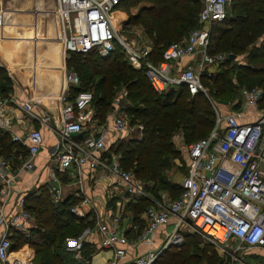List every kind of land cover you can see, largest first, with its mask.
<instances>
[{
	"label": "built area",
	"instance_id": "built-area-1",
	"mask_svg": "<svg viewBox=\"0 0 264 264\" xmlns=\"http://www.w3.org/2000/svg\"><path fill=\"white\" fill-rule=\"evenodd\" d=\"M121 1L54 0L53 15L63 50L87 53L96 49L105 54L118 45L130 65L144 69L156 92L182 83L190 95L206 93L202 76L213 75L227 57L223 52L211 51L210 27L226 18L231 0H202L198 25L184 37L169 42L158 61L152 60L149 44L132 41L119 31L113 15ZM183 57H189L190 61L180 64ZM64 78L66 86L79 83L73 69H68ZM240 98L237 109L223 112L216 108L209 133L187 143V169L180 180L181 191L174 199L165 193L160 198L152 196L131 170L120 165L118 156L108 150L107 133L111 130L127 131L131 137L141 138L143 124L138 120L129 122L116 107L103 122H98L91 90L79 89L73 93L68 86L64 87L58 97L56 114L48 110L40 112L31 98L21 101L19 106L28 117L57 135L49 182L53 203L64 199L56 172L71 173L76 177L74 182L80 184L85 167L88 173L98 172L112 178L110 184L122 189L126 198L150 199L144 210L142 231L135 239H128L127 227L121 224L122 208L106 213L97 211L92 198L79 185V198L70 205V211L77 217L94 211L93 230L100 236V245L112 251L108 264H151L167 247L182 244L186 230L225 245L223 253L242 262L240 253L246 248L264 249V108L260 107L259 86L241 87ZM11 121L0 101V127L11 131ZM10 139L27 148L28 156L18 170H32L34 157L44 141L42 130L30 127L11 131ZM18 170L0 156V262L36 264L21 248V253L12 254L10 232L29 234L34 218L24 206L25 191L19 184ZM155 232L160 235L157 246H154ZM82 238L80 233L67 240L76 256H81ZM138 241L148 247L142 252L131 251L129 248ZM228 243L234 244L232 249L227 248Z\"/></svg>",
	"mask_w": 264,
	"mask_h": 264
},
{
	"label": "trees",
	"instance_id": "trees-1",
	"mask_svg": "<svg viewBox=\"0 0 264 264\" xmlns=\"http://www.w3.org/2000/svg\"><path fill=\"white\" fill-rule=\"evenodd\" d=\"M139 3L142 4L138 6L136 12L129 14L127 22L141 25L143 33L153 47L150 56L153 61H158L163 48L169 42L184 37L197 26V14L202 0H122L119 7L129 11L131 7ZM230 9L232 16L229 18V25L216 29V35H213L215 39L211 41V51L223 52L227 57L220 62L213 75L202 76V82L205 87L211 82L212 95L218 99H224L234 94L236 89L238 91L235 95L240 96L241 87L254 86L241 84L242 79L259 74L258 83L263 85L260 107L264 108V104H261L264 99V66L236 62L233 68L232 66L229 68V63L234 60L228 57L231 53L237 55L234 50H247L248 43L253 46L247 50L246 58L256 60L258 57H264V0H232ZM159 44L161 47L155 49ZM69 53L72 55L66 61L67 65L72 67L70 69L81 72L80 82L76 85L71 84L69 91L74 93L79 89L91 90L90 88L94 87L96 94L91 91L96 117L103 118V111L115 88L122 85L127 93L131 94L133 106H128L129 111L132 112L134 121L142 122L143 134L141 138L131 137L125 143L120 165L131 170L137 181L151 179L157 186L170 189L171 193L168 195L171 199L176 198L181 191V186L179 184L176 187L171 184L165 176L164 170L169 168V161L165 156L175 155L178 151L173 138L176 132L181 131L185 140L190 142L207 135L212 128L214 112L203 92L190 95L182 83L163 92H156L150 85L144 69L130 65L118 45H115V48L107 55L100 56L91 51L83 60H80L81 52ZM92 60L94 64H91ZM232 69L236 71L235 77L228 75V71ZM83 72L86 74L83 75ZM95 76L97 78L91 87L90 84ZM0 79L8 80L6 75L1 74ZM26 153L25 146L12 141L8 132L0 130V156L7 160L13 158L17 162L18 155ZM35 194L36 191L31 190L24 196V206L33 214L35 223L30 226L29 234L17 232L12 237V248H18L22 243L34 245L33 257L37 264H90L93 247L89 241L85 240L87 238L83 237L81 241V250L87 262L72 257L74 250L72 245L67 243V238H75L83 230L94 225L93 211L83 217L75 216L70 211V205L77 198L54 203L55 205L50 203L45 186H41L37 195ZM132 201V204L128 203L129 208L135 210L132 222L137 224L140 220L142 223H139L136 229H126L128 239H133L142 231L144 221L138 214L143 212L151 202L145 196L132 198ZM12 232L16 231L12 230L10 234ZM190 233V230L184 232L186 239L181 244L183 248L180 251L171 250L169 264H189L191 258L194 259L193 254H186L181 260L176 259L186 252L187 239L190 238L191 241L196 239ZM98 242L100 245L99 234ZM166 252L168 250L164 249L151 264H164L158 261ZM70 258L75 259V263Z\"/></svg>",
	"mask_w": 264,
	"mask_h": 264
},
{
	"label": "crops",
	"instance_id": "crops-1",
	"mask_svg": "<svg viewBox=\"0 0 264 264\" xmlns=\"http://www.w3.org/2000/svg\"><path fill=\"white\" fill-rule=\"evenodd\" d=\"M22 1L23 2H18L17 5L9 4L8 6L16 7V8L22 7V11H20L21 9H18L19 10L18 12L21 15L20 17L23 19L33 18L32 19L33 21L31 20L29 24H27L31 26V29H25L24 31H20V32L16 31V33H18L19 34L18 36L20 37H26V38L36 37L37 39L42 38V36L41 37L38 36V34H40V31H38V26L41 23H43L45 19L43 8H45L47 5L50 4L54 10V5H55L54 0H51L48 3L44 1L42 3L43 6L41 5L39 1H36V0H22ZM1 6L2 4H0V7ZM38 7L40 9L39 13L41 12V14L38 13V9H37ZM6 10L5 9L0 10L1 11L0 30L2 31V32L0 31V34L1 33L4 34L6 32V29L7 31L10 32V29L12 30L14 28L12 26H9L8 24H14V25L16 24V21H14V19H11V23H9L10 17H8V15H4ZM11 10L12 9H9V11ZM12 11L14 12V9ZM118 13H120V10L119 9L115 10L114 14H118ZM2 15L4 16V18L2 17ZM123 19H121V21H123ZM6 21L8 24H6ZM26 23H22V24L25 25ZM22 24L20 23V25ZM41 32H43L44 35L45 34L48 35L47 37L44 36L43 38L50 39L51 36L48 34L50 33L48 28L43 29ZM5 35L7 36L6 33ZM1 39L2 37H0V66L2 67L3 74L7 76L9 80V84L7 86L8 87L7 89L3 88L2 85H0V101L3 102L4 108L6 109V112L8 113V115L12 117V121H11L12 130L11 131L20 132L26 128L38 127L42 130L43 135H44L43 144L40 147L36 156L34 157L35 166L32 170H25V169L18 170L21 163L27 158L28 156L27 153L25 155L19 154L17 162L13 158L11 159L12 162L11 161L9 162L13 169L18 170V177L20 180L19 184L25 191L24 193L30 192L32 190L31 188L35 187L34 188L36 191L35 195H37L41 186H45L47 196L49 198L50 197V191H49L50 170L53 169V165H54L52 161V157H53L52 152H53L54 144L57 140V135L52 129L44 126L38 120L28 117L23 112V110L20 108L19 103L23 100H26L27 98H31L37 102L36 107L40 112L48 110L51 113L56 114L57 105L59 103L58 102L59 95L62 93L64 87L67 88L68 86V90H69V83L66 86L63 82V78L61 80L59 77L61 73L60 71H63V69L64 70L66 69L65 55L68 54L69 52H65L62 47L63 51H61V62H63V64L61 63V67H62V70H61L60 69L61 67L59 66V64L57 65V63H60V61H58V53L56 50H51L49 48L38 50L36 52L38 59L36 60L33 59L31 61H36V62L39 61L40 66L43 65L44 67L36 68L33 65H29L28 60L30 59V56L27 58H24L21 55L22 50L20 52L16 51L13 54H7L5 51H3L2 47L4 44L2 41L3 39L2 40ZM34 55L35 54L33 52V55H31V58H34ZM188 61H190L189 57H183L180 60V64H185ZM48 62H50V65H48ZM44 63H47V64H44ZM56 70L58 72V77L53 78V73ZM237 108H239V106L233 107L231 111ZM105 119L103 118L101 119L97 117L98 122H103ZM0 130H4L8 132L10 135L11 131H8L1 127H0ZM113 132L114 131L111 130L109 133H107L106 142L109 141L110 135ZM16 163H17V166H16ZM83 170L85 172L82 175L83 181L80 184L77 182H74L76 177L73 174L56 172L58 176L57 180L59 181V184L61 185L64 191V199L62 201L67 200V199L72 200L75 198H77L76 199L77 201L79 198L78 194L81 192L79 185H81L82 189L84 190V193L92 198L93 202L95 203V207L97 211L99 212L103 211L104 213H106V212L115 210L117 208L115 201L117 202L120 199V196H123L122 189H120L118 186L114 187V185L110 184L112 182V178L108 176L107 177L101 176L100 174H98V172L95 174L88 173L87 167H85ZM162 193H165V196L170 197L169 195H167V192L165 191L159 192L158 195H152L151 193L150 194L154 197L160 198L162 196ZM144 215L145 214L143 211L142 218H143V221L145 222ZM34 223H35V218H33L32 225ZM17 232L18 231L12 232L10 234L11 239H13L12 237H14V235H16ZM81 233L83 234L84 238H87L85 240L87 242L89 241L91 247H93V251L90 256V264H108V260L111 256L112 251L108 248H104L101 245H98L99 243L98 234L96 233L95 230H93V226L91 228L83 230V232ZM137 236L138 235L133 237V239H135ZM154 238H155L154 246H157L160 242V235L158 234V232H155ZM68 239L69 238H67V240ZM90 239H94L95 241L94 240L91 241ZM147 247H148L147 244H145L144 242L138 241L135 245H133L129 249L133 252H142ZM255 249L261 250L263 248L256 247ZM12 251H13L12 254H18L22 252L20 251V247L15 248V249L13 248ZM32 253H33V250L30 251L31 255ZM31 258L36 263V261L33 259L32 256ZM259 258L264 260V254L263 256ZM241 260L242 262L238 261L236 264H260L262 263L261 261H259L257 257L256 258L253 257L252 263L251 262L246 263L243 259ZM0 264H3V263L0 262Z\"/></svg>",
	"mask_w": 264,
	"mask_h": 264
},
{
	"label": "rangeland",
	"instance_id": "rangeland-1",
	"mask_svg": "<svg viewBox=\"0 0 264 264\" xmlns=\"http://www.w3.org/2000/svg\"><path fill=\"white\" fill-rule=\"evenodd\" d=\"M51 0H45V2H50ZM201 1V0H200ZM0 4H2V6L0 7L1 9H7L4 13V15H8V17H10V21L9 23H11V19H14V21H16V24H8L6 21V24H8L9 26L14 27L12 30L10 29V32L7 31L6 29V34L7 36L4 34H0V37H2V41H3V51H5L7 54H13L16 51H21L22 53L21 55L24 58H27L30 56V59L28 60L29 65H33L36 68L39 67H44L43 65L40 66L39 61H31V60H36L38 59V56L36 55V52L38 50L41 49H46L49 48L51 50H56L58 53V61H60V54H61V50L60 48H62V41L61 39L57 42V45L55 44V42L52 39H47V38H43L44 36H48L47 34H43V32L40 31V34H38V36H42V38H26V37H20L18 36L19 34L16 33V31L20 32V31H24L25 29H31V26L27 25L29 24V22L33 19L29 18V19H23L20 16V13L18 12V9H21L20 11H22V7L20 8H16V7H9V4H16L18 2H23L22 0H0ZM231 3L232 0L230 2V4L228 5V13H227V17L226 19H224L221 22H216L214 23L211 27H210V33H211V41L214 40L215 38L213 37V35H216L217 31L216 29H220L223 28L227 25H229V18L230 16H232L231 13ZM142 4V3H139ZM136 5L134 7H131L129 9V11L124 10L123 8L119 7L117 9L120 10V13L118 14H114V18L116 21H118L117 25L119 28V31H121L122 34H124L123 36L125 37V35H127L129 37V39H131L132 41H140L142 43H146L151 45L150 41L148 40V38L145 36V34L143 33V30L141 29V25L139 23H131V22H127L128 18H129V14H132L134 12H136V10H138V6L140 5ZM8 7V8H7ZM9 9H14V12L11 10L9 11ZM38 9V13L40 11L39 7ZM132 12V13H131ZM1 13V11H0ZM41 14V12L39 13ZM2 17L4 18V16L2 15ZM12 17V18H11ZM7 18V17H6ZM124 18V19H123ZM9 19V18H8ZM42 19V17H41ZM121 19H123V21H121ZM25 20V21H23ZM228 20V23H227ZM26 21L28 23H26ZM33 21V20H32ZM20 23H26L25 25H20ZM52 23V22H51ZM196 24L198 25V21L196 22ZM5 27V26H4ZM193 26H191L192 28ZM11 28V27H10ZM9 29V28H8ZM15 29V30H14ZM1 31V30H0ZM2 32V31H1ZM50 36L51 34L48 33ZM126 36V37H127ZM36 38V39H35ZM252 44L248 43L247 45V50H250L252 48ZM151 49L153 48L152 45L150 46ZM161 45L159 44L158 47H156L155 49L160 48ZM34 52V58H31V55H33ZM59 50V52H58ZM153 50V49H152ZM245 51H241L239 49L234 50V52L237 53V55H234L233 58V62L229 63V68L232 66V68L234 67L233 64H235L236 62H240L242 64H246L247 62L254 64V65H258V66H264V57H258L256 60L253 59H248L246 58V52ZM91 51H94L97 55H107V53L102 54L99 53L98 50H90L87 53H82L80 56V60H83L85 58V56H87V54ZM19 55V56H21ZM72 54L68 53L65 55V64H66V69L63 71H60V79L62 80L63 78V82L65 80L64 76L65 73L67 72L68 69L72 68L70 66L67 65V60L70 58ZM78 58V62L80 61ZM63 64V62H61ZM47 64V63H44ZM59 63H57L58 65ZM91 64L93 63V60L91 61ZM48 65H50V62H48ZM94 66V65H92ZM61 67V66H60ZM59 67V68H60ZM1 71L0 74L2 76H4L3 71H2V67L0 66ZM62 70V67L60 68ZM77 69V68H76ZM236 69V68H235ZM235 69H232L230 71H228V75L231 77H235L236 71H234ZM79 74V82L81 80V72L77 71ZM38 74V73H37ZM86 72H83V75H85ZM94 80L92 81V84H90L91 87H93L94 85V81L96 80L97 76L93 77ZM260 80V75L259 74H255L252 75L251 77H246L244 79H242V83L241 84H250V85H254V86H259L260 88H262L263 90V85L259 84L258 81ZM61 82V81H60ZM211 83V82H210ZM210 83L208 86H206V93H202L205 95V97L207 98V100L210 103V107L214 112V118H215V113H216V108H219L220 110H222L223 112H227L230 111L233 107H237L240 106V102L241 98L240 96L237 94L238 89H236L234 92V94H230L228 97L224 98V99H218L216 97H214L212 95V91L210 89ZM9 84V80H4V79H0V85H2L3 88H6ZM239 84V83H238ZM240 84V85H241ZM239 86V85H238ZM90 88V87H89ZM93 91V94H96V90L93 88H90ZM116 89V88H115ZM114 89V92L112 94V96L109 97V102L105 107V110L103 111V119L106 118V116L109 115V112L113 109V108H117L119 112L124 113L128 119L129 122L134 121V117L131 111H129V105L133 106V102H132V96L131 94L129 95V93H127V91H125V87L120 85V87H118L116 90ZM98 92V91H97ZM234 95V96H233ZM132 97V98H131ZM261 104H264V99L262 100ZM94 107V106H93ZM95 109V107H94ZM131 138V134L127 131L124 132H113L110 135L109 141L107 142L108 144V149L110 151H112L115 155L118 156L119 160L121 161V158L123 157V152L125 150V143ZM174 140L176 143V147L178 149V151L176 152L175 155H167L165 156L166 159L169 161V168L164 170V173L166 174L165 176H167V179L170 181L171 184L175 185L176 187L180 184V180L182 179V177L185 175L186 173V169H187V156H186V146L188 141L185 140L186 138L182 135L181 131H178L174 134ZM9 161L12 162L11 159H8ZM17 166V163H16ZM135 177V176H134ZM141 185L150 191V193L152 195L154 194H158L161 191H165L168 192L167 195H170V189L168 188H161L159 186L156 185L155 181L151 180V179H139ZM44 185V184H43ZM35 187H32L31 189L34 191ZM123 196H120V203L118 205V203L115 201V204L117 205V207L122 208V214H121V224L123 226H126L127 228H135L137 225H140L139 223H142V221L139 220V222L136 224H134L132 221L134 218H132V215H134V211L133 209L129 208L128 203L132 204V198H126L125 194L122 192ZM49 202L54 204L50 197L48 198ZM55 205V204H54ZM117 209V208H116ZM132 211V212H131ZM143 212H141L140 214H138L139 218H142ZM136 219V218H135ZM142 220V219H141ZM135 225V226H134ZM138 227V226H137ZM191 235L196 238L194 241L190 238L187 239V243H186V247L187 250L186 252H184L183 254L179 255L176 259L181 260L186 254H193L194 255V259L191 258V260L189 261V264H236L238 262V260H233L231 258L230 255L228 254H224L223 250H222V246L225 245H219L218 243L214 242V241H210L204 237H202L198 232H194V231H190ZM186 239V237L184 236V240ZM12 243L13 240L11 239ZM185 244V243H184ZM183 244V245H184ZM55 245V244H54ZM181 245V244H180ZM234 246L233 243H228L227 244V248L232 249V247ZM22 250L25 251V253H27V255L32 256L33 257V253L32 255L30 254V251L33 250L35 248L34 245H29L28 243H22L19 246ZM178 245H172L168 248H166L168 250V252L164 253V255L160 258V260L158 261V263L163 262L164 264H169L171 262V250H173V252H177L178 250L180 251L182 247ZM256 250V251H254ZM243 253V254H242ZM240 253V256L242 257L241 259H243L246 263H252L253 262V257H257L259 259V261H261L262 263L260 264H264V260L259 258L261 256H263L264 254V249H255V248H246L245 252ZM81 256H76L73 253V258L82 261V262H87V258L84 257L82 250H81ZM34 259V257H33ZM74 263H75V259L70 258ZM81 264V263H80Z\"/></svg>",
	"mask_w": 264,
	"mask_h": 264
},
{
	"label": "bare ground",
	"instance_id": "bare-ground-1",
	"mask_svg": "<svg viewBox=\"0 0 264 264\" xmlns=\"http://www.w3.org/2000/svg\"><path fill=\"white\" fill-rule=\"evenodd\" d=\"M36 1H39L42 5V3L45 1V0H36ZM47 5V4H46ZM43 6V5H42ZM43 11H44V14H45V19L43 21V23H41L39 26H38V31H42L43 29H46L48 28L49 31H50V34H51V37L50 39H52L55 44L57 45V42L61 39V36H60V31H59V26H58V23L57 21L55 20V17H53V8L51 7V5H47L45 8H43ZM27 19V18H26ZM113 20L116 24V20L114 18V15H113ZM27 22V21H26ZM52 22V23H51ZM61 51L62 48H60ZM60 57H61V54H60ZM59 66H61V58H60V63H59ZM58 77V72L57 70L54 71L53 73V78H56Z\"/></svg>",
	"mask_w": 264,
	"mask_h": 264
},
{
	"label": "water",
	"instance_id": "water-1",
	"mask_svg": "<svg viewBox=\"0 0 264 264\" xmlns=\"http://www.w3.org/2000/svg\"><path fill=\"white\" fill-rule=\"evenodd\" d=\"M230 59H232V58H234V54H229V56H228Z\"/></svg>",
	"mask_w": 264,
	"mask_h": 264
}]
</instances>
